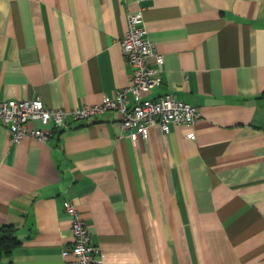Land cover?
<instances>
[{"label":"crops","instance_id":"0c3cea01","mask_svg":"<svg viewBox=\"0 0 264 264\" xmlns=\"http://www.w3.org/2000/svg\"><path fill=\"white\" fill-rule=\"evenodd\" d=\"M139 9L165 57L145 96L202 117L133 140L106 110L19 142L0 119V226L21 241L3 264H67L68 198L96 264H264V0H0V99L69 109L127 87L120 40Z\"/></svg>","mask_w":264,"mask_h":264},{"label":"built area","instance_id":"2783aa9c","mask_svg":"<svg viewBox=\"0 0 264 264\" xmlns=\"http://www.w3.org/2000/svg\"><path fill=\"white\" fill-rule=\"evenodd\" d=\"M120 43L124 58L132 67L131 83L112 95H105L98 103L65 109L46 105L39 95L25 99H0V119L9 129L11 140L19 142L30 135L47 141L55 130L67 127L70 120L94 117L106 110H117L121 114V128L133 140L148 138L152 125L159 124L164 132H168L172 123L193 125L202 117L197 105L170 92L155 98L145 96L163 84L165 57L148 37L142 9L128 15V29ZM151 58L155 59V64H151ZM129 91L133 94L132 104L127 98ZM32 121H40L51 128L31 127ZM65 210L71 216L73 233L72 243L63 251V255L68 257L67 264L98 263L99 247L75 201L66 199Z\"/></svg>","mask_w":264,"mask_h":264},{"label":"trees","instance_id":"16d2710c","mask_svg":"<svg viewBox=\"0 0 264 264\" xmlns=\"http://www.w3.org/2000/svg\"><path fill=\"white\" fill-rule=\"evenodd\" d=\"M20 242L15 224L5 223L0 226V264H3L4 254L11 255Z\"/></svg>","mask_w":264,"mask_h":264}]
</instances>
